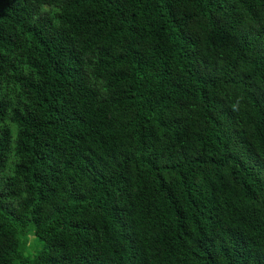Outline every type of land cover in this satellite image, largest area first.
I'll return each instance as SVG.
<instances>
[{
    "label": "trees",
    "instance_id": "trees-1",
    "mask_svg": "<svg viewBox=\"0 0 264 264\" xmlns=\"http://www.w3.org/2000/svg\"><path fill=\"white\" fill-rule=\"evenodd\" d=\"M0 264H264V0H0Z\"/></svg>",
    "mask_w": 264,
    "mask_h": 264
},
{
    "label": "rangeland",
    "instance_id": "rangeland-1",
    "mask_svg": "<svg viewBox=\"0 0 264 264\" xmlns=\"http://www.w3.org/2000/svg\"><path fill=\"white\" fill-rule=\"evenodd\" d=\"M32 239H33V235H30L29 236V242H28V245H29L30 249H32V245H33ZM41 247H42L41 242L40 241H36V246H35L34 252L39 250ZM33 248H34V245H33Z\"/></svg>",
    "mask_w": 264,
    "mask_h": 264
}]
</instances>
